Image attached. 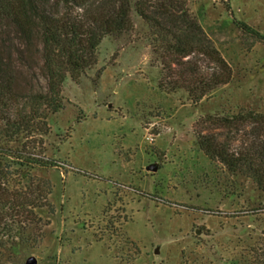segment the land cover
<instances>
[{
	"label": "rangeland",
	"instance_id": "rangeland-1",
	"mask_svg": "<svg viewBox=\"0 0 264 264\" xmlns=\"http://www.w3.org/2000/svg\"><path fill=\"white\" fill-rule=\"evenodd\" d=\"M172 2L173 14L199 24L230 80L195 98L214 62L181 56L179 31L132 10V30L101 41L96 62L65 80L63 107L47 118L42 148L57 165L34 173L50 181L54 212H41L43 237L19 264L31 255L36 264L264 261V188L197 143L212 134L237 152L254 139L251 121L239 133V112L264 114V0ZM35 73L37 88L44 79ZM221 117H233L232 129Z\"/></svg>",
	"mask_w": 264,
	"mask_h": 264
},
{
	"label": "trees",
	"instance_id": "trees-1",
	"mask_svg": "<svg viewBox=\"0 0 264 264\" xmlns=\"http://www.w3.org/2000/svg\"><path fill=\"white\" fill-rule=\"evenodd\" d=\"M172 1L0 0V264H19L36 249L48 224L41 212L45 217L54 212L52 185L34 170L57 165L45 156L41 139L48 132L49 114L63 107V83L79 80L96 62V49L106 36L132 30V10L145 20L156 13L169 22V30L179 31L173 39L181 56L202 53L214 62L218 70L200 79L203 89L195 98L230 80V69L218 51L200 41L199 24L182 11L176 16L167 9ZM35 69L44 79L42 83L38 78L37 88L32 84ZM231 118L221 117L222 126L232 129ZM247 121L253 123L255 136L244 150L231 152L212 134L198 135L197 143L210 158L264 188V114L239 112V133ZM244 263L258 264L249 258L239 264Z\"/></svg>",
	"mask_w": 264,
	"mask_h": 264
},
{
	"label": "water",
	"instance_id": "water-1",
	"mask_svg": "<svg viewBox=\"0 0 264 264\" xmlns=\"http://www.w3.org/2000/svg\"><path fill=\"white\" fill-rule=\"evenodd\" d=\"M148 169H153V170H157V166L155 164H150L147 166ZM37 259L35 258V256H29L26 260H25V264H36Z\"/></svg>",
	"mask_w": 264,
	"mask_h": 264
}]
</instances>
